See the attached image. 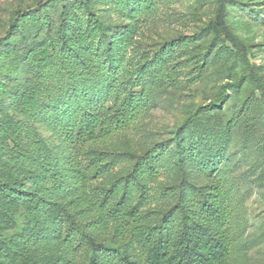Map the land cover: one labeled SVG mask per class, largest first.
Returning a JSON list of instances; mask_svg holds the SVG:
<instances>
[{
	"label": "rangeland",
	"instance_id": "rangeland-1",
	"mask_svg": "<svg viewBox=\"0 0 264 264\" xmlns=\"http://www.w3.org/2000/svg\"><path fill=\"white\" fill-rule=\"evenodd\" d=\"M80 1L88 3L93 13L103 20L109 28V36L122 32L119 37L125 43L122 70L115 72V76L108 75L110 69L103 58L92 66H82L81 59L92 62L95 59L80 51L76 52L79 57L50 56L51 60L37 65L36 69L25 67L20 77L24 83L35 85L34 89L44 97L53 92V98L30 112L6 109V113H0V118L18 126L20 138L26 139V134L38 138L49 148L57 168L62 171L70 151L57 134L59 110L91 106L114 86L115 80L117 83L124 79L133 81L127 86L145 95L146 108L127 134L95 147L112 164V169L99 182L108 185L124 176L147 151L158 155L160 179L149 188L153 193L171 188V193L142 207V211L154 212L151 220L154 223L177 202L179 191L187 198L201 191L213 178H221L227 203L232 208L229 263L264 264V105L257 85L244 79L236 92L227 91L218 109L200 115L191 128L182 131L185 136L187 132L200 137L209 135L220 146L222 157L214 161L212 171L204 168L202 158L187 151L179 168L172 143L174 134L196 108L217 100L224 84L240 80L243 66L234 55L233 43L264 80V0H224L219 22L229 37L218 25L217 0H0V75L12 72L9 89H14L20 80L11 68L16 61L14 53L9 47H3L12 41L11 24L17 21L24 27L22 41L17 46L23 57L28 46H47L45 31L35 36L30 31L27 15L39 21L47 13L50 20L47 35H54L59 26L65 25L60 14L64 10L68 12L72 6L81 21H85L84 9L78 5ZM70 19L73 20L72 13ZM130 27L132 32L125 36ZM170 43L173 45L167 49ZM163 48L166 52L162 56ZM37 82L40 84L36 85ZM26 151L29 159L23 165L39 171L41 168L35 162L39 157L38 146L29 145ZM2 158L0 167H9ZM78 192L68 185L52 195L39 193V196L44 201L63 205ZM117 195L118 191L114 198ZM138 196L137 186L128 188V202H135ZM24 210L21 206L6 205V210L0 214L3 238L22 233L26 238L31 235L30 244L38 257L60 256L71 264H85L87 244L84 240L79 241L75 235L71 249L62 243L66 222L61 226L52 225L50 217L48 225L40 222L34 229L24 218ZM85 218L92 219L93 214L87 213ZM110 227L104 233L89 230L88 234L98 241H108ZM3 257L0 253V264H7L8 258ZM99 257L108 264H118L105 255Z\"/></svg>",
	"mask_w": 264,
	"mask_h": 264
},
{
	"label": "trees",
	"instance_id": "trees-1",
	"mask_svg": "<svg viewBox=\"0 0 264 264\" xmlns=\"http://www.w3.org/2000/svg\"><path fill=\"white\" fill-rule=\"evenodd\" d=\"M79 3L84 9L85 21H81L72 6L68 12L64 10L60 14L65 25L59 26L54 35H47L50 29L47 13L39 21L27 15L30 31L35 36L45 31L47 46H28L23 57L17 46L22 41L24 27L17 21L11 24L9 33L12 41L6 42L3 47H9L16 57L11 64L14 74L18 73L20 77L26 68L36 69L37 65L42 66L51 60L53 55L79 57L77 51L95 59L93 62L81 59L82 66H92L96 60L103 58L110 69L108 75L115 76V72L122 70L125 44L119 40L122 32L109 36V28L93 13L89 4L84 1ZM217 4L218 25L229 37L219 22L225 7L224 0H217ZM71 13L73 20L76 18L75 22L70 19ZM131 32L132 27L124 35L128 36ZM18 34H21L19 38ZM172 45H167V49ZM233 46L234 55L243 66L242 76L235 83L224 84L220 88V97L196 108L174 134L172 143L179 168L186 151L202 158L200 162L206 170L212 171L214 163L221 159L220 146L214 143L211 136L200 137L191 132L185 136L182 131L191 128L200 115L218 109L229 89L236 92L246 79L257 85L264 105L263 78L257 75L243 51L234 43ZM165 52L166 48H163L162 56ZM11 76L9 71L0 75V113H6L9 108L30 112L53 98V92L44 97L42 92L34 89L35 85L24 83L22 77L19 81L15 78L14 89H9ZM132 83L127 79L119 83L115 80L114 86L91 106L80 110H59L56 116L57 134L70 151L62 171L57 168L49 148L38 138H34L33 134L28 137L26 134V139L20 138L18 126L0 118V159L3 156L9 166L0 167V214L4 213L6 205H17L25 209L24 218L34 229L40 222L48 225L50 217L52 225L61 226L66 222L67 231L62 243L71 249L75 235H78L79 241L84 240L87 244L85 264H108L100 259V255L113 258L118 264H230L232 208L227 203V192L221 178H213L201 191L187 198H183L179 191L177 202L162 212L154 223H151L154 212L142 211V207L156 203L158 198H167L171 193V188L155 193L149 188L160 179V169L156 164L158 155L147 151L136 159L124 176L108 185L99 182L112 169V164L95 147L127 134L146 108L145 95L128 88L127 85ZM32 144L38 146L39 157L35 162L41 168L39 171L23 165L29 159L27 146ZM68 185L79 192L63 205L44 201L39 196V193L52 195ZM131 186H137L139 191L133 203L127 200V190ZM117 191L118 195L114 198ZM87 213L93 214V218L86 219ZM110 225L111 238L108 241H98L88 234L89 230L104 233ZM29 237L22 233L6 239L0 233V253L3 258H8L7 264H71L60 256L50 259L38 257L33 252Z\"/></svg>",
	"mask_w": 264,
	"mask_h": 264
}]
</instances>
